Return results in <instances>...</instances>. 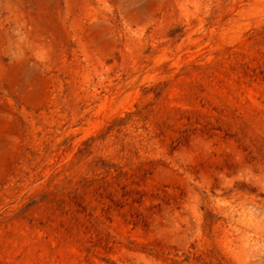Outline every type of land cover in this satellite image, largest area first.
I'll list each match as a JSON object with an SVG mask.
<instances>
[{
	"label": "rangeland",
	"instance_id": "374dc122",
	"mask_svg": "<svg viewBox=\"0 0 264 264\" xmlns=\"http://www.w3.org/2000/svg\"><path fill=\"white\" fill-rule=\"evenodd\" d=\"M0 264H264V0H0Z\"/></svg>",
	"mask_w": 264,
	"mask_h": 264
}]
</instances>
